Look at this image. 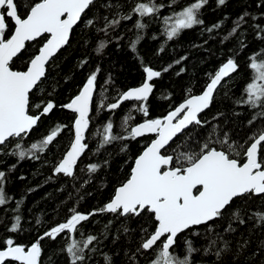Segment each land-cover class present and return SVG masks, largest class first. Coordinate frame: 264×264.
<instances>
[{
    "label": "snow or ice",
    "instance_id": "6c2138e0",
    "mask_svg": "<svg viewBox=\"0 0 264 264\" xmlns=\"http://www.w3.org/2000/svg\"><path fill=\"white\" fill-rule=\"evenodd\" d=\"M131 2L0 0V156L16 157L17 163L25 159L38 161L40 154L50 151L49 146L67 129L73 133V138L68 150L53 165V176L62 174L76 180L78 162L90 151L86 141L90 138L92 113L106 110L114 114L125 102H131V106L122 118L120 132H114L111 118L96 130L94 135L100 137L97 153L119 142V152L127 154L132 142L147 141L138 154L129 158L128 175L102 207L87 213L72 207L63 222L27 244L15 238L24 230L19 214L23 199L18 201L13 209L14 222L6 229L8 235H0V264H55L52 256L45 260L42 241L45 238L55 241L58 237L64 246L56 255H63L67 264H100V260L103 264H115L119 252H105L104 241L111 235L115 245L121 233L128 236L137 231L138 246L131 252L124 250V264H140L146 254L147 264H261L264 240L258 241L250 254L248 250L256 232L264 229V208L251 209L248 204L254 198L264 204V47L247 57L250 76L239 97L232 98L230 84L235 79L233 74H240L237 56L248 47L244 26L252 28L254 39L264 42V0H252L255 8L251 11L245 8L233 21L231 29L220 36L221 45L235 38L239 48L214 72L205 74L207 82L202 92L192 94L189 87L182 102L174 107L170 103V110L158 117L151 116L149 103L156 90L154 80L162 78L188 57L181 56L160 70L145 64L137 46L149 22L161 23L160 35L166 37L167 42L195 26H200L202 32L219 33L229 17L226 15L206 26L202 10L210 0H190L186 4L183 0H135L128 8ZM227 3L228 0H215L213 11ZM165 8L170 11L161 16ZM145 18L149 22H145ZM133 20L131 28H124L125 22ZM78 28L97 37L94 48L97 55H103L112 43L119 50L126 33L135 30L134 38L129 37L127 43L142 66L143 82L118 93L113 102H107L108 97L104 95L107 88L99 86L97 103L94 96L101 71L97 66L74 95L66 102H58L57 88L47 91L50 73L59 67L57 54L71 47L72 35ZM152 38L158 37L153 34ZM210 38L215 37L210 35ZM89 43L91 40L84 42L85 46ZM165 50L162 44L156 54ZM88 63L89 58L85 57L77 68L83 69ZM185 71L180 67L176 75ZM69 79L65 77L64 82L68 83ZM111 82L109 76L105 84ZM221 93L224 98L233 99L235 106L252 111L246 126L255 127L246 138L224 129L219 121L225 113L217 112L210 119L202 115ZM163 98L171 102V93ZM56 110L71 114L70 125L57 123L47 135L26 146L24 142L33 130ZM133 113L142 119L136 121ZM243 114L232 112L234 117ZM129 159L125 160L126 164ZM109 164L108 160L102 165L90 163L86 170L95 174ZM15 168L16 164L10 165L8 172ZM8 179L6 171L0 170V207L13 199L6 193ZM51 179L49 176L48 180ZM89 182L85 180L84 184ZM35 190L29 189V193ZM103 214H110L112 219L103 225L100 234L85 236L83 222ZM134 219L140 221L136 229L129 226ZM117 221L119 227L113 235ZM36 224L40 225L41 220L37 219Z\"/></svg>",
    "mask_w": 264,
    "mask_h": 264
},
{
    "label": "trees",
    "instance_id": "16d2710c",
    "mask_svg": "<svg viewBox=\"0 0 264 264\" xmlns=\"http://www.w3.org/2000/svg\"><path fill=\"white\" fill-rule=\"evenodd\" d=\"M134 2L135 0H132L128 4V8ZM188 2L190 0H183L184 4ZM213 8H215V0H210V3L202 10V18L205 20L206 26L216 23L226 15L229 17L219 33L214 32L209 34L202 32L200 26H195L193 29L184 30L173 41L167 42L166 37L160 35L162 30L161 23L158 20L149 22L145 18V22H149L150 26L142 33L144 38L137 46L138 52L143 57L145 64H148L155 70H160L181 56L186 55L188 57L181 65H176L168 73H164L162 78H158L154 82L156 84V90L149 102L152 117L166 114L170 110V103L174 107L182 102L187 94L186 90L189 87L192 88V94L202 92L207 82L205 74L214 72L228 56L233 55L238 50L239 44L237 39L233 38L229 42L221 45L220 36L231 29L233 21L236 20L245 8L251 11L255 8V4L252 0H228L226 6L215 11H213ZM169 11V9L165 8L161 12V16L167 15ZM134 20L125 22L124 28H131ZM244 27L246 29L245 37L248 47L237 56L241 64V69L239 75H233L235 79L230 84L233 99L241 95L242 89L246 82L249 81L250 70L247 68V57L260 47H264V42L254 39L255 34L252 28L248 25ZM134 32L135 30L126 33L125 40L120 42L121 46L119 50L116 44L112 43L104 50L103 55H97L94 51L97 37L82 28L75 30L71 38V47H66L57 55L56 63L59 67L51 70L47 91H52V87H56V99L60 103L66 102L71 95L76 93L78 87L82 86L87 75L97 66L101 69L98 75V91L94 98L97 100V103L100 95L99 86L107 88V92L104 93L108 97L107 102H113L118 93L139 86L143 82L144 73L141 64L134 58L133 53L129 51L127 43L129 37L134 38ZM153 34H156L158 38L153 39ZM210 35L215 38H210ZM86 40H91V43L87 46L84 44ZM204 41H208L207 44ZM162 44H164L166 50L160 55H157V50ZM229 49H232L233 52H230ZM85 57L89 58L88 65L83 69H78L77 65ZM180 67H184L186 71L177 76L176 73ZM109 76H111L112 82L105 84ZM65 77H70L68 83L64 82ZM57 81L59 82L58 84L56 83ZM169 93H171V102L163 98ZM233 99H226L221 93L216 98L212 107L203 116L210 119L217 112L225 113L219 121L224 129L238 133L239 136L246 138L255 127L249 128L246 126L247 121L253 113L247 107L240 108L235 106ZM130 106L131 102L125 103L114 114H110L106 110H102L99 114L95 111L92 113L93 123L90 126V133L88 134L90 138L86 141L89 144L90 151L81 157V162H78V179L76 180L64 177L62 174L53 176V165L68 150L73 138V133L67 129L57 137V141H54L53 145L49 146L50 151L40 154L41 159L38 161L25 159L17 163L16 157H9L7 155L0 156V170L6 171L9 177L5 185L6 193L13 198L7 205L0 207V235H8L6 229L14 222V216L16 215L13 209L16 208V203L22 199L23 203L20 205L19 214L22 217L21 224L24 230L16 234L15 238L18 242L25 244L35 241L43 232L63 222L70 215L69 209L72 207H77L82 213H87L95 208L102 207L112 196L114 189L128 175L130 171L129 158L138 154L147 141L140 140L139 142H132L127 154L119 152V142H114L112 145L106 146L97 153L100 137L94 134L98 128L107 123L109 118L114 122V132H120L122 118L127 114ZM233 111L244 114L239 117H234L232 115ZM133 115L136 116V121L142 119L137 113H133ZM71 119L72 116L67 111H54L53 114L43 119V123L39 124L33 130L24 142L25 145L28 146L32 142L40 140L57 123H69L70 125ZM201 131L203 132L204 130ZM126 159H129L128 164L125 163ZM105 160L110 161L109 166L102 167L95 174H89L87 172L86 166L88 164L98 163L102 165ZM12 164H16V168L8 172V168ZM79 169H84V171L81 172ZM21 176L26 177V179H19ZM49 176H52L51 180H48ZM85 180H90V182L84 184ZM29 189L36 190L29 193ZM88 193H91V195H88ZM80 197H83V199H80ZM236 203L239 204L240 202L237 201ZM248 207L251 209H256L257 207L264 208V204L259 199L254 198L249 202ZM37 219L41 220L40 225L36 224ZM109 219H112L110 214H103L91 218L88 222H83L85 236L88 234L99 235L103 225ZM139 223L140 221L138 219H134L130 221L129 226L132 229H136ZM116 227H119V221L116 222L112 229L113 235L116 234ZM240 231L245 232V235H247L244 228H241ZM120 235L121 239L115 245L111 242V235L108 240L104 241L105 247L103 250L105 252H119V256L115 258V264H124L126 259L124 257V250L129 252L134 251L139 242L138 231L128 236L122 233ZM261 240H264V229L258 230L253 236L252 246L248 250L249 254L255 250L257 242ZM199 243L200 241H197V244ZM42 246L44 248L45 260H47L48 256H52L55 264H67L63 255H56L58 249L64 246V242L59 237L55 241L45 238L42 241ZM97 259L99 258L97 257ZM147 259L148 256L146 254L140 259V264H147ZM260 260L261 264H264V255L260 256ZM100 264H103L102 260H100Z\"/></svg>",
    "mask_w": 264,
    "mask_h": 264
},
{
    "label": "water",
    "instance_id": "95a60500",
    "mask_svg": "<svg viewBox=\"0 0 264 264\" xmlns=\"http://www.w3.org/2000/svg\"><path fill=\"white\" fill-rule=\"evenodd\" d=\"M58 54H59V53H58ZM58 54H57V55H58ZM233 75H235V74H233ZM156 80H157V79H156ZM156 80H154V82H155ZM94 98H95V96H94ZM125 103H127V102H125ZM125 103H124V104H125ZM206 111H207V110H206ZM203 114H204V113H203ZM203 114H202V115H203Z\"/></svg>",
    "mask_w": 264,
    "mask_h": 264
}]
</instances>
